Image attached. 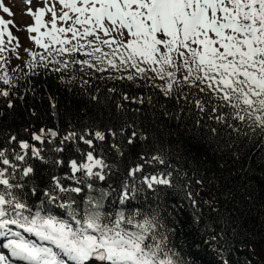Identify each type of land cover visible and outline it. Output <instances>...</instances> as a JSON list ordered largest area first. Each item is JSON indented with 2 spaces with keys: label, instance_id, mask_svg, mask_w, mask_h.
<instances>
[{
  "label": "trees",
  "instance_id": "obj_1",
  "mask_svg": "<svg viewBox=\"0 0 264 264\" xmlns=\"http://www.w3.org/2000/svg\"><path fill=\"white\" fill-rule=\"evenodd\" d=\"M73 65V77L55 90L32 74L33 84L25 89L14 84L6 88L0 80V91L9 92L7 97L0 95V150L18 165L11 182H21L19 168L34 169L17 194L33 210L42 205L63 218L67 209L59 207L61 202H73L82 215L89 197L112 219L118 211L126 216L139 213L137 220L155 216L157 234L167 236V249L177 264H264V129L247 118L235 119V111L206 88L200 91L183 81L166 96L165 87L137 88L125 76L114 78L106 70ZM221 116L223 120L218 119ZM41 129L42 141L33 140V133L41 134ZM49 130L58 135L52 137ZM96 131L105 139H96ZM133 131L138 136L129 144ZM69 132L76 137L64 141ZM81 135L92 145L80 140ZM21 140L41 149L43 159L33 157L31 148L21 150ZM89 151L108 165L103 169L105 179L87 178L83 171L76 173L83 183L68 179L69 161L84 163ZM13 153H26L25 161H15ZM56 160L63 163L57 165ZM137 165L141 170L129 175ZM0 167L12 174L9 165ZM169 172V185L148 187L146 178ZM53 176L60 177L63 187L82 191L56 190L53 195L58 199L49 203L44 190L54 188ZM125 192L128 199L121 203Z\"/></svg>",
  "mask_w": 264,
  "mask_h": 264
},
{
  "label": "snow or ice",
  "instance_id": "obj_2",
  "mask_svg": "<svg viewBox=\"0 0 264 264\" xmlns=\"http://www.w3.org/2000/svg\"><path fill=\"white\" fill-rule=\"evenodd\" d=\"M43 2L45 7L33 11L32 0H25L29 5L26 14L34 20V24L26 26L29 39L44 49L54 63H60L56 57L76 53L90 58L65 60L61 68L80 64L94 67L97 71L133 68L134 75L151 71L160 79H167L163 89L166 96L171 95L172 89L179 83L176 76L183 69L186 71L184 83L203 85L200 91L206 88L230 106L235 111V119L244 121L247 118L264 129V0ZM56 3L60 5L59 10ZM0 7L5 13L12 14L7 7ZM46 13L51 14L50 21L44 19ZM9 24L13 21L0 17V60L5 51V33L9 41L17 39L8 31ZM25 51L32 58L28 61L29 67L34 66L33 60L37 56L41 62L47 59V56L30 49ZM127 78L131 80L134 77L130 75ZM0 80L10 83L5 76H0ZM0 95L7 97L9 92L0 91ZM196 104L203 110L200 101ZM8 106L12 107L11 102ZM218 119L223 120L224 117ZM109 131L116 135L114 131ZM43 133V129L41 134L33 133L32 139L42 141ZM49 134L52 137L58 135L53 130H49ZM76 135L69 132L63 139L69 141ZM137 136L138 133L133 131L128 143L132 144ZM79 138L85 144L93 143L83 135ZM95 138L104 140L105 134L96 131ZM10 140L15 141L16 137L12 136ZM19 148H31L33 157L43 159L41 149L27 141H19ZM55 151L63 149L56 148ZM13 155L15 161L26 159V153ZM152 159L164 163L160 156H153ZM0 163L12 169V174H9L6 168L0 167V238H3L0 247L8 253L0 252V264H92L93 261L98 264H177L173 259L174 253L167 249V236L157 234L155 216L137 220L139 213L126 216L123 211H118L112 219L100 211L102 205L91 197L85 202L82 215L73 207V202H61L59 205L67 209V218L52 214L42 205L33 210L26 199L15 191L25 188L22 181L33 173V167L19 168L21 182L12 183L16 179L18 165L8 158L6 150H0ZM54 163L60 165L63 161L56 160ZM69 166L72 175L67 178L77 183H83L76 177V173L81 171L87 178L96 177L103 181V169L108 167L91 151L86 154V162L78 164L76 160H71ZM97 167L101 170L94 171ZM140 170L141 166L137 165L129 175ZM170 176V172L167 176H152L146 178V182L149 188L169 185ZM52 182L54 188L44 190L49 203L58 199L53 195L56 190L60 193L82 191L80 187H63L57 176L52 177ZM88 187L91 189L92 186L89 184ZM36 191L33 187V194ZM126 199L127 192L120 197L121 203Z\"/></svg>",
  "mask_w": 264,
  "mask_h": 264
},
{
  "label": "rangeland",
  "instance_id": "obj_3",
  "mask_svg": "<svg viewBox=\"0 0 264 264\" xmlns=\"http://www.w3.org/2000/svg\"><path fill=\"white\" fill-rule=\"evenodd\" d=\"M55 3V0H49V4ZM32 4H34L32 0ZM0 5L3 7H7L11 15L9 13H5L3 8L0 7V17L5 20L13 21V24L7 25L8 31L12 33L16 40L9 41L7 33H5L4 39V48L5 51L2 53L3 59L0 60V76H5L7 79L10 80L8 86L10 85H18L22 89L30 87L33 84L30 74L36 76V79L39 83L48 86L51 84L56 89V86L60 84H66L74 75V65L69 64L66 69L61 68V64L65 60H78L79 54L76 53L71 56L64 55L61 58H56L60 61V63H54L53 58L51 56L47 57V59L43 62L40 59L33 60V69L28 65V58L29 55L25 51V49H30L32 52H37L42 55L47 54L44 49L38 47L31 39H29V33L26 30L27 25H32V17L26 14V10L29 7L28 4L25 3V0H0ZM57 10H59L60 5L58 3L55 4ZM45 7V4L42 5ZM44 19L46 21L51 20V14L46 13ZM50 26V25H49ZM44 30V29H43ZM31 35L35 36L36 33H31ZM7 44L12 45L13 47H7ZM18 44V46H17ZM15 48V51L12 49ZM105 51H107L105 49ZM48 55V54H47ZM89 59V58H86ZM94 63V62H93ZM45 64L47 66H45ZM99 67H106L105 65H98ZM57 69H60L59 71ZM108 75H113L114 78H119L121 76L128 77L133 75V84L137 88H144V87H156V88H163L166 87L168 81L167 79H160L155 73L148 71L143 74H135V69L128 68L127 70H115V69H108L106 70ZM186 75V71L181 69L176 76V79L179 81L180 84L183 83V77ZM138 77V79H135ZM3 82V80H1ZM195 87H202L201 85ZM3 238H0L2 241ZM0 252L3 254L8 255L7 250L0 247ZM92 264H98V262H92Z\"/></svg>",
  "mask_w": 264,
  "mask_h": 264
},
{
  "label": "bare ground",
  "instance_id": "obj_4",
  "mask_svg": "<svg viewBox=\"0 0 264 264\" xmlns=\"http://www.w3.org/2000/svg\"><path fill=\"white\" fill-rule=\"evenodd\" d=\"M34 4H31V8L33 9V11H35L36 8L38 7H42V5L44 4L43 0H33ZM32 24H34V20L32 19ZM41 31H43V29H41Z\"/></svg>",
  "mask_w": 264,
  "mask_h": 264
}]
</instances>
